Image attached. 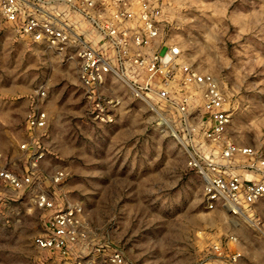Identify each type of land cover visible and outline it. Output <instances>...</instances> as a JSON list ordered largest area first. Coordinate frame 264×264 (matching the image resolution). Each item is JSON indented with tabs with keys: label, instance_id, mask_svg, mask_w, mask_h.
<instances>
[{
	"label": "rangeland",
	"instance_id": "374dc122",
	"mask_svg": "<svg viewBox=\"0 0 264 264\" xmlns=\"http://www.w3.org/2000/svg\"><path fill=\"white\" fill-rule=\"evenodd\" d=\"M162 1L166 38L226 94L227 137L264 153V0ZM33 110L46 113L44 129L27 128ZM87 114L75 59L31 43L0 16V169L29 172L21 144L43 152L33 187L0 182V264H115V254L120 264H214L215 244L223 255L239 251L241 264H264V199L239 216L209 210L185 142L145 107L108 125ZM56 171L64 172L57 186ZM41 190L56 205L81 207L66 255L34 244L53 213L35 205Z\"/></svg>",
	"mask_w": 264,
	"mask_h": 264
},
{
	"label": "built area",
	"instance_id": "2783aa9c",
	"mask_svg": "<svg viewBox=\"0 0 264 264\" xmlns=\"http://www.w3.org/2000/svg\"><path fill=\"white\" fill-rule=\"evenodd\" d=\"M0 16L31 43L66 62L75 59L91 121L112 124L141 105L158 128L183 139L187 165L201 180L209 210L239 216L264 199V153L227 137L226 94L211 74L186 58L178 43L166 38L162 0H0ZM38 94L44 98L45 88ZM46 125L45 112L27 115L28 129ZM19 147L30 149L29 172L0 169V182L14 191L33 187L32 171L43 156L32 142ZM63 178L64 172L56 171L49 179L57 186ZM34 198L38 208L53 210L46 232L34 237V244L70 253L81 207L69 201L56 205L42 190ZM212 249L214 264H241L239 251L223 255L216 244ZM111 261L120 264L122 259L115 254Z\"/></svg>",
	"mask_w": 264,
	"mask_h": 264
}]
</instances>
